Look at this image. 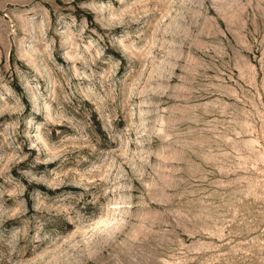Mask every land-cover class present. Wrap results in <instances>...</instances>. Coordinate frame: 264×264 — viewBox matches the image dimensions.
Here are the masks:
<instances>
[{"label": "rangeland", "instance_id": "rangeland-1", "mask_svg": "<svg viewBox=\"0 0 264 264\" xmlns=\"http://www.w3.org/2000/svg\"><path fill=\"white\" fill-rule=\"evenodd\" d=\"M0 264H264V0H0Z\"/></svg>", "mask_w": 264, "mask_h": 264}]
</instances>
